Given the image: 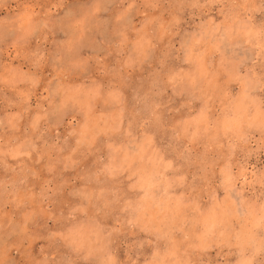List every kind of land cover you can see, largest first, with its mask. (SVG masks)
Listing matches in <instances>:
<instances>
[{
	"label": "rangeland",
	"instance_id": "374dc122",
	"mask_svg": "<svg viewBox=\"0 0 264 264\" xmlns=\"http://www.w3.org/2000/svg\"><path fill=\"white\" fill-rule=\"evenodd\" d=\"M245 263L264 0H0V264Z\"/></svg>",
	"mask_w": 264,
	"mask_h": 264
},
{
	"label": "bare ground",
	"instance_id": "6f19581e",
	"mask_svg": "<svg viewBox=\"0 0 264 264\" xmlns=\"http://www.w3.org/2000/svg\"><path fill=\"white\" fill-rule=\"evenodd\" d=\"M147 192V191H146ZM212 221V220H211ZM246 264V263H245Z\"/></svg>",
	"mask_w": 264,
	"mask_h": 264
}]
</instances>
